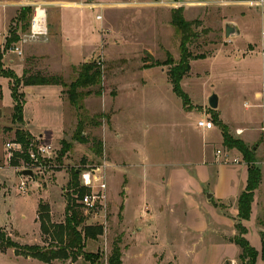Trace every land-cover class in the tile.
Segmentation results:
<instances>
[{
    "label": "rangeland",
    "instance_id": "rangeland-1",
    "mask_svg": "<svg viewBox=\"0 0 264 264\" xmlns=\"http://www.w3.org/2000/svg\"><path fill=\"white\" fill-rule=\"evenodd\" d=\"M33 1L46 9L47 41L26 44L23 54L17 55L0 38L5 72H13L17 77L24 70L58 75L70 84L84 63L97 62L103 70V89L101 95L87 97L82 109H75L61 86L19 85L18 92L25 94L26 104L24 121L17 123L13 121L12 81L0 72V264H45L25 257L13 245L48 248L50 237L41 231L37 219L39 204L50 207L51 223H63L72 172L80 170L81 177L84 172L96 174L97 169V174L104 176L107 183L106 199L93 213L84 207L81 211L84 225L104 226V234L95 241H87L85 248L87 252L100 254L99 263L107 264L114 243L119 244L122 254L124 251L123 264H221L225 256L233 257L241 248L232 240L223 247L215 244L219 238L212 232L197 245L190 240L183 243L180 229L171 226L175 219L165 212L160 218L164 224L160 231L168 233L167 238L173 244L168 240L157 244L147 231L134 235L136 227L148 223L137 222L132 212L136 198L129 203L127 216V188L132 183V175L147 167L158 168L157 172L165 177L175 166L194 167L202 163L204 156L214 158L217 144H221L220 131L196 130L199 119L213 120L214 110L233 131L254 123V130L248 135L261 138L264 133V14L259 6L243 2L212 4L217 0H192L196 2L186 6V20L201 23L194 28L199 37L190 44L189 50L205 59L192 60L191 71L181 81V88L190 99L185 107L173 92L169 77L171 67L181 57L180 38L171 25V11L177 0ZM35 3L26 6L35 8ZM21 10L14 19L5 22L0 4L2 34L11 30L27 33L21 27L28 28L33 14L26 21H20ZM227 20L241 26V36L225 37ZM169 60L171 65L167 64ZM155 61L163 65L146 68ZM212 94L219 98L217 109L209 106ZM79 120L83 121L87 143L73 141ZM214 125L217 127L215 122ZM18 130L31 134L35 151L40 145L53 146L50 157L41 158L37 161L38 167L33 166L34 179L22 174L32 166L15 157L19 152L7 148L8 143L15 142ZM204 142L208 143L207 150L201 146ZM246 146L252 150V145ZM221 149L223 156L228 153L224 146ZM232 150L230 160L238 154V150ZM15 159L18 165L13 164ZM257 164L263 180L264 166L259 161ZM243 169L241 165L221 164L212 171L208 167L205 174H215L219 192L232 195L234 182L246 183ZM210 185L214 189L213 181ZM261 191L264 193V186ZM245 226L247 239L258 252L255 264H264V214L258 221L260 233L254 213ZM155 254L164 257L159 260ZM173 256L177 258L175 262ZM75 264L89 263L81 258ZM223 264H241V261Z\"/></svg>",
    "mask_w": 264,
    "mask_h": 264
},
{
    "label": "trees",
    "instance_id": "trees-1",
    "mask_svg": "<svg viewBox=\"0 0 264 264\" xmlns=\"http://www.w3.org/2000/svg\"><path fill=\"white\" fill-rule=\"evenodd\" d=\"M19 16L20 21H26L29 15H32L34 8L28 6L23 7ZM171 25L175 29L180 38V61L178 64L171 67L169 77L172 84L173 92L177 97L181 98L184 106L190 103L188 95L181 88V81L191 71V61L205 59V56H194L190 50V44L199 37V34L194 31L195 27L201 25L200 21H187L184 16L182 7L174 8L171 11ZM30 26V21L28 28ZM27 27H21L23 31L28 30ZM19 40L17 30L10 31V38L7 41V46ZM3 59L0 56V72L8 77L11 83V95L14 102L13 121L22 123L24 121V106L26 104L25 94L18 92V86L31 87L37 85H57L64 88L68 102L75 109H82L83 102L91 95L102 94V77L103 70L100 63L88 62L84 63L77 71L76 78L70 83H65L62 76L45 75L40 72L32 73L30 70H24L21 77H17L13 72H5L3 67ZM167 64H172L169 60ZM165 64V65H167ZM158 61L146 66L152 68L161 66ZM98 87L95 91L94 88ZM214 121L222 130L223 146L228 150L236 149L242 156L245 163L248 165V180L246 190L241 194L238 200V217L240 220H248L251 216L252 203L254 201V192L259 187L262 181L261 170L258 167V161L254 150H250L246 144L231 135L228 127L223 124L217 114L212 115ZM83 121L79 120L77 129L73 135V141L87 143V138L84 136ZM16 143L22 145V153L15 154V157H21L26 162H30L29 149L33 137L29 132L18 130L16 132ZM62 145H65L63 142ZM101 146V144H99ZM65 146L64 151H66ZM101 151V149L99 150ZM14 165H18L15 159ZM69 191L67 194V205L65 209V221L61 224H53L50 221V207L47 204L40 203L38 208V221L40 222L41 231L50 237V245L48 248L40 245H25L14 248L21 252L25 257L36 259L45 264H52L55 261H60L65 264H75L79 259L83 258L89 264L99 263L100 254L87 252L85 250L87 241H95L104 234L103 225L88 226L84 225L85 217L81 211L82 204H78L90 190L80 183V174L78 170L72 172L69 182ZM76 196V198H75ZM238 235L232 241L238 245L242 253L240 255L241 264H255L258 257V252L250 245L249 241L244 237L247 233L246 228L241 224L236 225ZM264 246V240H262ZM264 255V254H263ZM103 264V263H102ZM107 264H122V251L119 244L114 243L111 255L107 260Z\"/></svg>",
    "mask_w": 264,
    "mask_h": 264
},
{
    "label": "crops",
    "instance_id": "crops-1",
    "mask_svg": "<svg viewBox=\"0 0 264 264\" xmlns=\"http://www.w3.org/2000/svg\"><path fill=\"white\" fill-rule=\"evenodd\" d=\"M190 2L196 1L177 0L175 2L176 5L173 7H182L184 9L185 16L187 9L186 6H188ZM240 2L251 5L256 4L259 6L261 14H264V0H217L212 1V4L224 5L225 3ZM27 3L34 4L35 2L33 0H0L5 22L14 19L20 8L28 6L33 8V5L26 6ZM228 23L237 25L240 31L239 36H241V26L233 20H227L225 25ZM239 36H236L235 38ZM215 111L217 110H214L213 114L215 113L219 116V114ZM219 118L221 122L228 127L230 132L236 136L235 138L242 140L247 145L253 146L252 149L258 157L257 159L259 164L264 166V133L261 134L260 139L258 137L248 135L249 131L254 130V123H248L247 127H237L235 131H233L230 129L229 124L224 118L220 116ZM203 119L201 118L199 120ZM216 129H218L221 133V144H217L218 147L215 149L214 158L211 157L207 159L208 157L204 156L202 163L199 162V164L197 163V166L195 164L194 167H191L192 165L190 167H186L189 166L188 164L183 167L175 166L165 177L163 174L161 175L158 173V168H154V166L151 168L147 167V169H144L142 172H135L134 175H132V183L127 188L129 191L127 193L128 197L126 200L125 211L126 214H129V203L131 200L136 198V201L135 199L133 200V207L130 208L132 209L134 215L137 216V222L142 220L143 222L148 223L147 226L141 227H136V224L130 223L131 226L136 227V231L133 232L134 235L143 234L147 231V233L152 235L151 239H154V242L157 244L164 242V240H168V233L160 231V228H164V224L160 222V218L164 212L166 215L171 214L175 219L171 226L176 225L180 229L179 235L182 237L183 243L190 240V242L197 245L206 239L205 237L209 232H212L219 238L216 240L215 244L223 247L226 243L231 244V240L238 235V230L236 232L234 231L236 225L241 224L244 228H246V220H240L238 217V200L247 187L248 165L243 160L242 154L236 150L235 151L238 154L237 157L234 158H238L240 160L237 164L232 163L234 158L232 160L224 159L223 152L221 155L217 154V151H223L221 149L223 147V135L222 130L218 125L209 131L200 129L196 125V130L201 133H212ZM262 130L264 129L262 128ZM41 136L42 135H40V137ZM201 146L207 150L206 146H208V143L204 142ZM233 151L234 150H228V153L232 156ZM221 164L241 165L242 169L244 168L243 170H245L246 183L245 181H242L241 183L234 182L232 195H224L222 192H219V180L215 174L211 173L209 176H206L205 174L208 167L212 171L213 169L216 170L218 165ZM212 181L214 189L210 185ZM263 186L264 178L257 190L254 192V201L252 203L251 210L252 214H256V226L259 233L260 227L258 226V221L264 214V193L261 191ZM226 213H228V215H226ZM130 215H132V213ZM246 230L247 233L244 237L247 239L248 229L246 228ZM227 231L230 233H226ZM166 242H171V244H173L172 240L170 241V238ZM241 253L242 250L240 249V251L236 252L233 257L225 256L222 259L221 264L224 262H236L240 260ZM159 255L155 254V257L162 260L164 256L161 254ZM173 257V261L175 262L177 258L176 256ZM123 259L124 251L122 254V264Z\"/></svg>",
    "mask_w": 264,
    "mask_h": 264
},
{
    "label": "built area",
    "instance_id": "built-area-1",
    "mask_svg": "<svg viewBox=\"0 0 264 264\" xmlns=\"http://www.w3.org/2000/svg\"><path fill=\"white\" fill-rule=\"evenodd\" d=\"M39 9H42L45 12L44 17H37V11ZM97 19L100 20L101 17L98 16ZM18 34H19V40L17 42L12 43V45L10 46V51L17 55L23 54V46L26 44L39 42V41H47V37L49 34L48 26H47V12L46 9L43 8V5L40 4L35 5L27 33L18 32ZM0 38H3L4 42L7 44V41L10 38V32L6 34H2L0 32ZM197 126L198 128L206 131L212 130L215 127L214 122L209 119L199 120L197 122ZM7 148L22 153V145L20 143L10 142L7 144ZM53 152L54 150L51 144L40 145L36 151L34 150V147L30 145L28 155H29V159H32L33 161L30 160V162L27 163H29L32 167H28L24 170H32L34 173L33 166L38 167L37 164L39 163H37V161H39L41 158L50 157V155ZM217 154L221 155L222 151H217ZM229 157H230L229 153H225L223 156V158L227 160ZM239 162L240 160L238 158H234L232 160V163L235 164ZM97 171H99V169L94 170L96 174L93 175L92 172H84L81 174L80 177L81 185L90 190V192H88L83 197L80 203L83 205L84 208H86L92 213L95 211V209L99 208V206L102 205V200L106 199L105 193L107 190V183L105 181L104 176L102 175L99 176L97 174Z\"/></svg>",
    "mask_w": 264,
    "mask_h": 264
},
{
    "label": "water",
    "instance_id": "water-1",
    "mask_svg": "<svg viewBox=\"0 0 264 264\" xmlns=\"http://www.w3.org/2000/svg\"><path fill=\"white\" fill-rule=\"evenodd\" d=\"M240 34V31H239V28L237 27V25L235 24H226V27H225V37L227 39H230V38H235L236 36H239ZM209 106L210 108L212 109H217L218 106H219V98L216 94H212L210 97H209ZM0 116H1V112H0ZM22 174L24 176H28L30 178H33L34 179V173L32 170H23ZM78 174H80V170H78Z\"/></svg>",
    "mask_w": 264,
    "mask_h": 264
},
{
    "label": "bare ground",
    "instance_id": "bare-ground-1",
    "mask_svg": "<svg viewBox=\"0 0 264 264\" xmlns=\"http://www.w3.org/2000/svg\"><path fill=\"white\" fill-rule=\"evenodd\" d=\"M44 15H45V12L42 9H39L37 11V17H44Z\"/></svg>",
    "mask_w": 264,
    "mask_h": 264
}]
</instances>
